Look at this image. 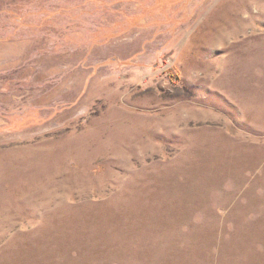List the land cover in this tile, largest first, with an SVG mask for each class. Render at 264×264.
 Instances as JSON below:
<instances>
[{
    "label": "rangeland",
    "instance_id": "374dc122",
    "mask_svg": "<svg viewBox=\"0 0 264 264\" xmlns=\"http://www.w3.org/2000/svg\"><path fill=\"white\" fill-rule=\"evenodd\" d=\"M0 264H264V0H0Z\"/></svg>",
    "mask_w": 264,
    "mask_h": 264
}]
</instances>
